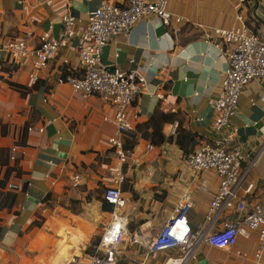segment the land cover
Segmentation results:
<instances>
[{
	"label": "crops",
	"instance_id": "1",
	"mask_svg": "<svg viewBox=\"0 0 264 264\" xmlns=\"http://www.w3.org/2000/svg\"><path fill=\"white\" fill-rule=\"evenodd\" d=\"M106 1L124 0H0V181L6 180L8 168H19L0 188L16 194L12 207H0V264H67L73 259L90 264L105 229L115 221L126 230L117 264H164L170 251L147 254L185 194L192 229L208 226L221 179L187 165L199 145L219 139L215 104L227 58L208 35L243 23L264 39V0H169L168 10L184 17L183 23L166 27L158 18L146 17L104 47L105 66L138 71L145 80L144 93L134 103L136 129L120 138L123 147L129 139L135 142L123 164L109 142L118 136L117 128L105 121L113 118V110L96 96L76 94L67 83L82 75L79 37L61 46L39 72L36 86L29 77L32 60L16 69L1 49L8 40L36 47L46 33L59 38L68 12L76 29L84 31L89 13ZM10 83L24 86L26 94ZM156 112L169 117L161 144L153 142V129L146 127ZM30 127L35 130L29 132ZM230 129L246 156L242 168L250 166L246 184L254 185L251 195L243 191L241 197L264 201V77L244 90ZM116 169L124 177L122 208L104 197L118 179ZM134 236L137 243L130 241ZM258 247L257 234L225 249L202 243L190 264H264V258L254 260ZM223 251L224 260L216 259Z\"/></svg>",
	"mask_w": 264,
	"mask_h": 264
},
{
	"label": "built area",
	"instance_id": "2",
	"mask_svg": "<svg viewBox=\"0 0 264 264\" xmlns=\"http://www.w3.org/2000/svg\"><path fill=\"white\" fill-rule=\"evenodd\" d=\"M168 5L169 0H124L121 4L106 1L89 13L84 31L76 29L75 17L68 12L62 18L63 31L59 38L46 33L36 47H31L26 40H8L1 49L16 69L23 68L28 60H32L29 77L36 84L39 72L48 67L61 46L79 37L81 45L78 53L82 75L69 78L67 83L76 94L96 96L113 110V118L105 117V121L112 122L117 128L118 136L109 142L123 164L130 152L124 150L120 138L136 129L139 115L134 110V103L144 93L145 80L138 71L124 72L105 66L101 55L113 38L130 33L143 18H158L166 27H171L173 23H183L184 17L171 13ZM214 38L217 41L216 47L227 58L221 94L215 104L217 117L214 131L219 139L215 144L203 142L199 145L189 156L187 165L197 173L215 172L221 179V185L210 204L205 230L192 229L187 217L191 207L190 197L184 195L174 216L156 236L147 254L148 257H156L158 252L170 251L164 264H190L202 243L221 249L231 248L239 238L250 239L254 234L258 235L259 240L254 260L261 263L264 258V201L241 197L243 191L251 195L254 185L246 184L250 166L246 170L242 168L246 156L236 145L235 130L230 129L244 90L252 81L264 77V39L243 23L229 30H214L208 39ZM34 130L33 127L28 128L29 132ZM38 132L43 133L44 129L40 128ZM148 149L152 150L153 145L150 144ZM11 150L12 160H15L17 147ZM116 172L118 179L105 190L104 197L110 204L122 208L125 200L120 185L124 177L120 170L116 169ZM125 233L122 221H115L106 228L90 264H117V251L124 244ZM130 241L137 243V236ZM67 264L81 263L73 259Z\"/></svg>",
	"mask_w": 264,
	"mask_h": 264
},
{
	"label": "trees",
	"instance_id": "3",
	"mask_svg": "<svg viewBox=\"0 0 264 264\" xmlns=\"http://www.w3.org/2000/svg\"><path fill=\"white\" fill-rule=\"evenodd\" d=\"M254 33H256V32H254ZM36 84H34V86H36ZM10 85L14 89H16L17 91L21 92L22 94H26V92H27V90L25 89L24 86H21L19 84H14V83H10ZM168 120H169L168 115H166L164 113L156 112L153 115V117L151 118L150 122L148 124H146V127H147L148 130L149 129H153V132L151 134L152 135L151 138H152L153 142L161 144V142L163 140H166V137L163 134V127H164L165 123H167ZM186 137H187V135H186ZM182 138L183 139L181 140V142L185 140V136H183ZM178 142L181 145V142L180 141H178ZM134 145H135V142H133L131 139H129L127 141L126 145L124 146V150L127 151V152H130V151L133 150V146ZM11 154H12V150H11ZM15 169L18 170L19 168H8V171H7V174H6V180L5 181H0V188H5L9 173H11V171H13ZM15 202H16V194H14L12 192L11 193L8 192L7 194H4V193L0 192V207L3 208L5 206H7V205L9 207H12L15 204ZM98 244H99V242H96V245H98Z\"/></svg>",
	"mask_w": 264,
	"mask_h": 264
},
{
	"label": "rangeland",
	"instance_id": "4",
	"mask_svg": "<svg viewBox=\"0 0 264 264\" xmlns=\"http://www.w3.org/2000/svg\"><path fill=\"white\" fill-rule=\"evenodd\" d=\"M252 240H253V239H251L250 241H245L244 244H245V245L251 244V243H252ZM226 254H227V253H226L225 251L220 252V254H218V256H217L216 259L222 261V260H224V258L226 257Z\"/></svg>",
	"mask_w": 264,
	"mask_h": 264
}]
</instances>
